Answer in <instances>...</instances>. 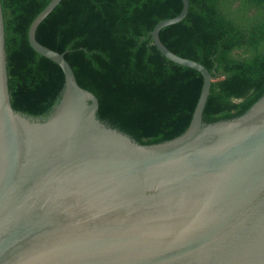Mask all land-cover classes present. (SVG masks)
<instances>
[{
	"label": "water",
	"instance_id": "1",
	"mask_svg": "<svg viewBox=\"0 0 264 264\" xmlns=\"http://www.w3.org/2000/svg\"><path fill=\"white\" fill-rule=\"evenodd\" d=\"M61 0L27 31L62 71L43 120L10 105L0 4V264H264V94L236 118L205 124L211 74L149 33L156 49L202 77L186 130L140 145L96 117L98 101L58 53L35 38Z\"/></svg>",
	"mask_w": 264,
	"mask_h": 264
},
{
	"label": "trees",
	"instance_id": "2",
	"mask_svg": "<svg viewBox=\"0 0 264 264\" xmlns=\"http://www.w3.org/2000/svg\"><path fill=\"white\" fill-rule=\"evenodd\" d=\"M50 1L0 0L10 105L39 120L64 84L61 69L27 39ZM187 1L185 17L159 39L211 74L202 122L236 118L264 94V0ZM181 8L180 0H61L35 38L65 53L77 84L96 97L101 122L140 145L158 144L186 130L202 86L197 71L166 59L149 35Z\"/></svg>",
	"mask_w": 264,
	"mask_h": 264
}]
</instances>
